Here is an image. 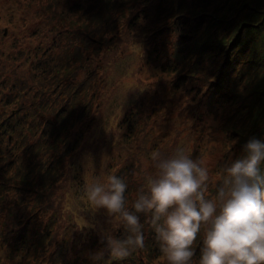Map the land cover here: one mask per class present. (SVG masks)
Masks as SVG:
<instances>
[{"label": "rangeland", "instance_id": "1", "mask_svg": "<svg viewBox=\"0 0 264 264\" xmlns=\"http://www.w3.org/2000/svg\"><path fill=\"white\" fill-rule=\"evenodd\" d=\"M110 1L115 2L116 7L110 12L111 22L106 24L103 19L92 22L95 15L92 11L96 13L98 9L95 4L93 10L89 9L91 11L85 14L87 16L78 18L81 14L78 11L74 15H66L65 10L71 5L89 6L92 0H70L69 7L65 6L66 0H57L54 9L40 6L37 0H0V73L5 65L3 73L9 74L7 68H11L8 63L18 61L20 65L11 76L20 77L23 87L28 88L20 100L24 104L30 100L44 104L53 100L48 108L50 110L46 111L47 116H53L56 110H60L64 113H60L62 118L67 120L65 129L58 134H50L45 150H41L40 163L46 160L50 164L47 168L44 163L38 172L43 174L44 181L39 179L36 182L34 167L32 173L29 169L17 175L12 174V169L0 172L4 184V190L0 189V213H3L2 204L6 208L11 204L9 193L17 195L28 189L29 196L25 197L29 198L20 202L19 209L31 214L27 221L28 230L37 228L39 231L44 226L55 233L57 229L64 232L65 229L70 231L75 228L84 244L90 241L87 250L91 255L97 253H93L96 249L102 251L105 248L100 239L107 234L114 237L120 224H117L118 215L112 218L105 209L92 208L85 193L89 183L97 179L104 181L112 171L118 169L124 172L123 168L127 167L129 173H125V179L129 184L130 196L125 194V202L126 207H130L138 188L144 183V177L155 171L150 160L151 154L154 151L172 154L182 149L190 154V158L200 160L210 169L208 195L214 197L223 169L228 166L225 164V153L230 145L229 134L225 130L230 126L225 121L226 112L232 107L221 102L212 106L204 104V112L198 113L195 109H199V100L191 101L195 90L188 91V83L171 89V81L177 79L178 73L162 68L164 63H168L162 49L159 54V51L149 50L148 33L168 24L155 23V13L151 8L159 0H103L102 6ZM101 9L106 12V8ZM135 15L139 18H135ZM28 24L32 28L26 30ZM107 26L108 30L105 28ZM187 36L182 35L183 38ZM54 38H57L58 45L54 44ZM13 39L21 49L16 54L17 58H14V53H9L13 49ZM38 42L46 50L52 48L53 51L51 49L43 58L33 56L30 61L27 59V49L38 45ZM39 54L37 51L35 55ZM35 58L42 59L39 68L35 67ZM44 68L46 77L42 79L38 75ZM257 83L245 85L243 96L256 93L255 100L260 107H264L262 98L259 99L264 84L258 86ZM190 84L196 86L193 80H190ZM2 91L0 86V95ZM42 95L46 97L40 101ZM67 101L68 104L62 110V102ZM21 105L28 109L30 104ZM139 105L142 106L136 117L135 112L129 113ZM153 109L156 113L152 111L151 114ZM164 112L172 114V121H167L169 124L155 120L156 115ZM123 114L128 115L125 117ZM195 117H201L197 126L193 124ZM147 118L149 129L145 125L143 127ZM131 122L135 124L133 132H129ZM45 124L43 119L38 125L42 127ZM27 129L32 133L24 125L22 133L17 136L22 148V135ZM178 130L180 139L176 135ZM70 142H76L72 151L65 148ZM25 147L26 150L22 149L23 154L19 151L17 161L26 162V156L30 154L31 163L39 151L32 155L27 143ZM5 148L3 144V150ZM61 167L63 171L60 173ZM26 172L29 173L24 176ZM18 176L22 178L17 180ZM85 222L88 226L82 227ZM59 235L55 234L53 240L58 239ZM193 247H197L196 242ZM50 249L52 245L42 255L48 256ZM200 252L194 250L198 259ZM28 255L32 256V253ZM29 257L21 256V260L26 262ZM145 259H148V264H167L164 255ZM0 264H6L4 259L0 258ZM73 264L85 263L78 258Z\"/></svg>", "mask_w": 264, "mask_h": 264}, {"label": "trees", "instance_id": "2", "mask_svg": "<svg viewBox=\"0 0 264 264\" xmlns=\"http://www.w3.org/2000/svg\"><path fill=\"white\" fill-rule=\"evenodd\" d=\"M37 1L40 6H46V9H54L58 3L57 0ZM101 1L92 0L88 3L91 4L89 6L82 4L70 6V0H66L65 6L70 7L65 10V13L71 16L78 11L79 14L81 13L78 18L79 16H87L85 14L93 10L92 7L95 4L98 8L95 11L99 13L96 14L92 11L95 14L92 22L103 19L104 23H110V12L114 11L116 3L110 1L107 5L102 6ZM103 7L106 8V12L102 11L101 8ZM151 10L155 13V23L168 22V24L161 25L158 29L151 31L152 33H148V42L150 43L149 50L158 52L162 49L165 54L168 63H164L162 68L165 71L178 73L177 79L171 81V89L188 83V91L190 89L195 90L191 101L199 100L197 104L199 109H195L198 113L200 111L204 112V104L212 106L216 102H221L227 104L228 107H232V110L229 109L226 112L225 121V124L230 126L229 129H225L230 139V145L225 153V164L230 165L232 161L245 155L244 144L250 138L255 137L264 141V107H260L259 102L255 100L256 93L243 96L242 90L245 85L252 82H258L256 84L258 86L264 84V0H159L156 6H152ZM134 17L139 18L137 15ZM128 25L130 27L129 23ZM31 28L29 24L25 26L26 30ZM105 28L108 30V26ZM183 34L188 36L183 38ZM70 37L73 36L70 35ZM54 39V44L58 45L57 38ZM13 42V49L9 53H14V58H17L16 54L20 53L21 49L17 47L15 39H13ZM54 44H51L52 47H55ZM51 49L46 50L45 46L38 42V45L28 47L27 59L31 61L33 56L43 58V55L47 56ZM37 51H39V55H35ZM162 51H159L158 54ZM38 58H35L37 60L36 68H39V64L42 62V59ZM173 63L174 65H172ZM8 64L11 68H7L9 74L3 73L5 65L3 72L0 73V86L3 90L0 95V169H3L0 172L4 173L12 169V171L14 170L12 174L17 175L23 170L29 169L28 171L32 173L31 170L34 167L36 175L33 173V177L36 182L39 179L44 181L43 174L38 172L44 163L47 168L50 167V164L46 163V160L40 163L41 150H45V143L50 134L53 132L58 134L59 131L65 129L67 120L62 118L60 113L62 115L64 113L60 110H56L53 116H47L46 111L50 110L48 108L53 100L46 104L30 100L24 104L20 97L28 92V88L23 87L20 77L11 76V74L16 73L20 64L18 61ZM44 71L45 68L40 71L38 77L45 79L46 74ZM190 80L194 81L195 87L190 84ZM197 95H200V97L197 98ZM45 97L46 95L40 101ZM261 98L264 106V86L259 96V99ZM64 102H62V110L68 104V101L67 103ZM21 104L30 105L27 109ZM141 106L139 105L135 111L130 110L129 113L135 112L134 116L136 117ZM36 108H38V112ZM152 111L156 113V110L153 109L151 114ZM123 115L126 117L128 114ZM128 118L130 117L128 116ZM43 119L46 124L40 127L38 124ZM155 120L169 124L167 121H172V114L169 112L159 113L156 115ZM200 120L201 117L193 118V124L197 126ZM148 122L149 118L144 121L143 127L145 125L149 129L150 124ZM24 125H27L32 133L27 129L26 133L22 135L24 142L22 148L19 145L17 136L22 133ZM130 125L129 132H133L135 124L131 122ZM37 129H39V132H36ZM53 129L54 131H52ZM126 129L128 130V128ZM142 131H144V128ZM178 132L180 130L176 133L177 138L180 139ZM26 143L31 148L30 153L32 155L37 154L39 151V155L34 157L36 160L32 159V165H30V154L29 157L26 156L28 159L26 162L17 161L19 151L23 154L22 149L26 150ZM75 143H68L65 147L66 150L72 151ZM3 144L6 147L4 150ZM36 145H41V147L38 148ZM126 169L127 167L123 168L124 172L116 169L115 172L112 171L111 173L125 179V173H129V170ZM62 171L61 167L60 173ZM29 172H26L24 176ZM20 178L22 177L18 176L17 180ZM23 181H26L25 178H23ZM125 181L128 184L126 179ZM20 182H22V179ZM0 189L4 190L2 179H0ZM128 191L129 184L125 192L126 195ZM19 193H17L19 196L9 193L11 204L8 208L2 204L3 213H0V218H2V222H0V258L4 259L6 264H42L43 262H47V264H57L58 262L60 264H73L78 258L85 264H102L104 260L106 262L104 261L103 264H148V259H145V257L154 259L163 255L156 240L155 231L149 223L150 217L140 213L138 215L142 218L141 223L143 224L145 236L144 249L135 251L124 259H113L105 251L102 259L95 260L93 259L94 255H91L87 250V247H90V241L84 244L79 231L75 228L70 231L65 229L64 232L57 229L55 233L46 230L44 226L39 231L37 228L28 230L27 221L31 218V214H25L24 211H19V209L20 202L28 200L29 197L25 196H29V190L24 189ZM129 196L130 193H128ZM23 217L25 218L24 221ZM145 230L150 232L151 235ZM55 234L60 235L54 241ZM127 235L126 229L120 224L115 231L114 238L123 239ZM202 235L203 232L197 236L195 241L197 247H193L195 251H200L203 246ZM107 236L109 234L100 239L104 246V240ZM93 241L95 242V240ZM50 245H52V249H50L49 255L43 256ZM70 251L71 253H69ZM99 251L101 249L98 248L93 253ZM31 253L32 256L28 255ZM195 254L194 260L197 261L198 258ZM21 256L23 258L30 257L26 259V262H23ZM17 258L18 260H16Z\"/></svg>", "mask_w": 264, "mask_h": 264}, {"label": "clouds", "instance_id": "3", "mask_svg": "<svg viewBox=\"0 0 264 264\" xmlns=\"http://www.w3.org/2000/svg\"><path fill=\"white\" fill-rule=\"evenodd\" d=\"M244 153L223 169L214 197L208 195L210 169L182 149L172 154L154 151V173L144 177L135 200L126 207L128 184L110 174L85 188L93 209L119 216L128 235L107 236L105 249L94 254L124 259L144 249L145 236L139 213L150 217L160 251L167 264H264V141L255 137ZM86 222L82 227H87ZM203 232L198 261L193 244Z\"/></svg>", "mask_w": 264, "mask_h": 264}]
</instances>
